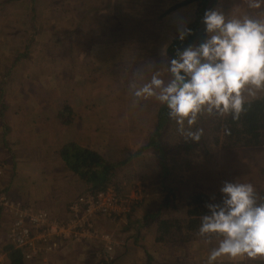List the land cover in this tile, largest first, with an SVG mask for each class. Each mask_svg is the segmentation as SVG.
<instances>
[{"label": "rangeland", "instance_id": "obj_1", "mask_svg": "<svg viewBox=\"0 0 264 264\" xmlns=\"http://www.w3.org/2000/svg\"><path fill=\"white\" fill-rule=\"evenodd\" d=\"M184 1L0 0V164L6 168L5 191L10 198H26L21 201L25 207L44 208L62 218L44 207L45 202L88 185L62 160L61 147L76 142L110 162L131 155L116 169V184L110 187L123 197L140 199L132 201L131 212L118 225L105 223L104 231L120 244L115 260L105 264L117 259L119 264H207L215 241L206 244L196 234L185 243V232L174 227L159 241L160 220L186 219L192 194L219 199L222 182L236 177L264 192V147L229 146L225 118L200 119L197 127L204 133L189 152L177 150L186 138L166 119L160 126L165 166L154 146L143 149L164 107L154 100L134 102L127 85L137 70L150 76L153 64L155 69L164 67L162 47L168 49L185 19L191 18L190 25L196 18L193 2ZM215 7L251 11L245 0H218ZM13 123L22 127L21 134L8 132ZM167 195V207L157 217L148 218L147 224L137 222L144 218L141 207L157 210V200L163 203ZM125 226L140 234L133 238L132 233L118 232ZM6 230L3 222L0 237ZM94 245L95 254L103 249ZM258 259L264 258L223 259L220 264Z\"/></svg>", "mask_w": 264, "mask_h": 264}, {"label": "clouds", "instance_id": "obj_2", "mask_svg": "<svg viewBox=\"0 0 264 264\" xmlns=\"http://www.w3.org/2000/svg\"><path fill=\"white\" fill-rule=\"evenodd\" d=\"M251 11L206 9L201 22L205 38L168 59L167 45L160 55L163 68L146 76L137 70L128 82L134 102L154 100L189 141L197 143L204 130L200 119L231 117L239 120L251 103L264 94V0H245ZM193 34L186 24L177 29L183 42ZM205 204L197 235L206 244L215 241L207 264L223 259L264 258V196L239 177L225 180Z\"/></svg>", "mask_w": 264, "mask_h": 264}, {"label": "built area", "instance_id": "obj_3", "mask_svg": "<svg viewBox=\"0 0 264 264\" xmlns=\"http://www.w3.org/2000/svg\"><path fill=\"white\" fill-rule=\"evenodd\" d=\"M5 175V165L0 164V229L7 223L5 236L0 237V264L9 263L7 245L20 252L25 262H32L47 260L60 250L63 241L98 244L103 249L95 255L101 262L115 260L120 244L98 227L97 219H122L131 212L132 201L140 198L123 197L114 187L86 192L69 203L66 217L58 218L47 209L28 208L12 200L5 191Z\"/></svg>", "mask_w": 264, "mask_h": 264}, {"label": "trees", "instance_id": "obj_4", "mask_svg": "<svg viewBox=\"0 0 264 264\" xmlns=\"http://www.w3.org/2000/svg\"><path fill=\"white\" fill-rule=\"evenodd\" d=\"M218 0H186L182 4L196 3L195 20L188 26L193 29V34L188 36L185 41L181 42L176 37L168 47L167 51L171 58L174 57L176 50L183 49L192 43H198L205 38L204 25L201 22L204 11L209 8L215 7ZM68 110V109H67ZM162 116L159 120V126L156 131L150 136V142L143 148L155 147L158 152V156L161 158L162 164L165 166L164 154L166 151L162 145V139L160 138V126L168 119L167 110L161 109ZM66 122V121H65ZM69 122V121H67ZM224 122L225 136L229 142V146L244 147V148H263L264 147V94L263 96L255 99L248 110L240 117L239 120H232V118L225 117ZM219 141L217 140V143ZM199 146L198 143H193L187 139H182L178 144V151L189 152L196 149ZM60 156L65 162L67 167L76 173L81 180L88 185V191L94 192L106 189L112 185H115L116 169L125 165L130 159L129 157L121 159L117 162H110L102 154L89 148H85L77 144L76 142H70L61 147ZM131 158V157H130ZM166 171V170H165ZM260 195L264 196V192ZM168 195L164 199L161 205L167 207L166 202L169 201ZM210 195L203 192H196L189 197L188 201V217L185 219H161L159 230L162 236L158 237L159 241L164 239V235H170L173 231L170 228H176L175 232L184 231V242L191 240L194 235L197 234V230L200 223V215L207 212L205 204L210 202ZM161 210V209H160ZM159 213L149 214V218L157 217ZM146 224L148 218L146 219ZM178 230V231H177ZM6 250L9 256L8 264H25L22 254L11 246H6ZM243 264H264V259H258Z\"/></svg>", "mask_w": 264, "mask_h": 264}, {"label": "crops", "instance_id": "obj_5", "mask_svg": "<svg viewBox=\"0 0 264 264\" xmlns=\"http://www.w3.org/2000/svg\"><path fill=\"white\" fill-rule=\"evenodd\" d=\"M189 5H192V4H189ZM196 7H197L196 3H193L192 8H193L194 13L196 12ZM193 18L194 17H192V19ZM190 20H191V18L185 19L184 24H186V25L188 24L189 25ZM13 126H14V128L13 129H9L8 132H14V134H21V130H22L21 128L22 127L17 125V124H15V123H13ZM262 158H263L262 161H264V156ZM263 186H264V184H263ZM12 191H13V185L10 184L9 193H12ZM86 191H87V187L85 185H83V190L81 192L76 193V194H71L72 192L67 190L65 192V197H61V198L59 197V200L55 201L53 203H51L50 201L45 202V206L44 207H48V208L51 207L55 211H57L58 214L61 217H64L65 214H66V210L68 208V203L70 201H72L74 198H76L77 195L84 194V193H86ZM11 199H14V197L12 196ZM14 200H16V201L19 200L18 202H21V201L22 202H26L27 201L26 198H25V200L22 199V198H15ZM150 202H154V201L151 200ZM157 202H158V205H157L158 209L154 210V211H156V213H157V211H159V209L162 208V205H161L162 201L159 202L157 200ZM142 204L138 205V207L135 209V212L137 211L138 208H140L139 206H141ZM133 207H135V206H133ZM141 208L144 209V211H143V217L144 218L140 219L141 221H137V222H142V221L144 222V220H146L147 218L151 217V216H148L149 214H154V211H150L149 207H145L144 206V207H141ZM133 211H134V209H133ZM132 215L129 217L131 220L134 219V216H132ZM110 222H116L115 224L118 225L117 220L110 219V218H108L106 216L105 217H99V219H98V227L101 230L107 229L108 226L105 227V223H110ZM111 226H114V225H111ZM116 228H119V227L117 226ZM120 231L127 232L124 235L132 233V231H129V227L128 226H125L124 228H121V229L118 230V232H120ZM118 232H116V233H118ZM137 233L138 232L131 234L133 236V238H137V236L140 234V233H138V235H136ZM61 244H62V246H61L60 250L55 252L54 254H52L47 260L44 261L41 258H39L36 261H32V262H28V263L24 262V263L25 264H93V263H95V264H105L104 262H100L98 258H95L96 257L95 253H93L92 250H91L92 247L95 248L94 243H91V244H89V243H85V244L75 243V244H73L71 242H64L63 241ZM97 246H98V244H97ZM119 261L120 260L117 259L116 262L113 263V264H119L120 263Z\"/></svg>", "mask_w": 264, "mask_h": 264}]
</instances>
